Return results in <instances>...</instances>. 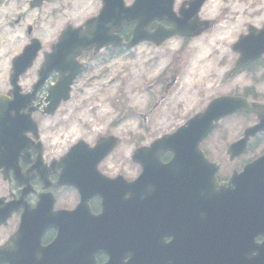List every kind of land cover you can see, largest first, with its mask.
Instances as JSON below:
<instances>
[{"label": "flooded vegetation", "instance_id": "af4514ba", "mask_svg": "<svg viewBox=\"0 0 264 264\" xmlns=\"http://www.w3.org/2000/svg\"><path fill=\"white\" fill-rule=\"evenodd\" d=\"M107 1L110 20L94 29L98 36L109 31L127 43L139 26L144 39L133 49L108 46L84 50L75 57L73 29L97 17L104 0H0V74L8 75L7 81H0V93L13 89L11 79L27 61L17 59L28 47L38 52L16 83L22 95L31 93L40 68L62 42L58 68L52 60L32 99L37 128L21 125L27 144L18 157L6 153L12 150L6 134L12 123L0 120L5 130L0 131V136L4 134L0 138V264L43 263L42 257L65 261V242L63 251H49V246L59 235L68 240L66 244L74 242L71 233L78 229L81 216L92 222V214H100L104 198L110 196L118 212L123 204L134 205L133 199L140 213L159 207L156 201L171 199L170 224L162 226L168 233L165 242H171L177 228H187L191 211L189 202L178 205L176 200L187 197L186 181L171 186V175L183 180L190 173L189 165L184 160L188 168L176 162L178 169L172 173L165 168L146 171V164L155 165L146 145L162 134L163 126L175 128L219 96L244 95L264 102L263 87L254 82L241 89L240 73L231 74L239 56L234 49L238 37L224 25L236 24L238 17L230 9L224 12L223 0ZM135 3L138 12H129ZM172 4L174 13L169 8ZM250 16L251 12H244V17ZM171 28L183 33L164 38L161 32ZM6 109L0 108V118ZM240 117L236 112L222 118V129L238 134ZM109 137L117 144L102 158L98 152L107 147H92ZM201 149L208 158L222 160L220 169L227 170L220 173L240 169L230 168L239 158H229V146L201 145ZM174 154L162 153L158 165L173 160ZM197 174L203 184L204 173ZM108 179L116 181L108 185ZM136 180V186L132 185ZM203 190V185L197 187L201 195ZM82 196L89 215L82 211ZM196 209L202 216V208L197 205ZM125 255L129 260L130 254ZM108 259L106 251L93 253L98 264Z\"/></svg>", "mask_w": 264, "mask_h": 264}, {"label": "water", "instance_id": "95a60500", "mask_svg": "<svg viewBox=\"0 0 264 264\" xmlns=\"http://www.w3.org/2000/svg\"><path fill=\"white\" fill-rule=\"evenodd\" d=\"M91 44L92 39L87 37H82L80 39L81 46L85 44ZM247 43V44H246ZM135 44V41L129 45ZM240 50L242 52V63H247L248 61L255 59L262 52H264V28L259 31H253L249 35L243 36L241 38ZM0 98H4L0 96ZM217 109L218 104L214 105ZM208 125V127H207ZM212 122H203L196 127V120L189 123L188 128H183L181 134L175 135V143H170V145H183V140L186 138H191L195 132L199 133L203 131L204 134L211 128ZM202 135V134H201ZM200 137H194L195 145H197ZM245 140L235 143L232 147H240ZM185 144V143H184ZM238 152V151H237ZM254 164L251 168H246L244 176L249 178V174H252V180H256V227L257 232L262 231L264 233V156L256 161V168ZM256 171V177L254 175ZM217 208H223L219 203L214 202ZM209 221L204 230H199L194 237V246L197 248L200 244L201 238H208V246L205 251L199 256L203 260L197 262H188L184 264H249L244 260H240L239 257L234 253L237 248L234 245L233 231L229 228V224L232 218L227 216L223 211H212L208 215ZM222 230L223 233H219ZM257 250V255L253 257L250 264H264V243L257 244L255 247ZM198 251L195 249L190 250ZM182 259V260H181ZM187 259L186 255L181 256L180 264Z\"/></svg>", "mask_w": 264, "mask_h": 264}, {"label": "rangeland", "instance_id": "374dc122", "mask_svg": "<svg viewBox=\"0 0 264 264\" xmlns=\"http://www.w3.org/2000/svg\"><path fill=\"white\" fill-rule=\"evenodd\" d=\"M256 2H257L258 11L262 10L261 14L259 12H257V14H258L257 15V19L261 20V19L264 18V0H256ZM257 74H258V76H257L256 80L260 81L259 76H260L261 73H257ZM4 78L7 79V75H5ZM241 83H242V85H244L243 83H245V77L244 76L241 77ZM241 125H243V122H241ZM253 155L254 154H250V155L247 156V158H250Z\"/></svg>", "mask_w": 264, "mask_h": 264}]
</instances>
